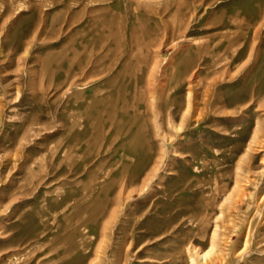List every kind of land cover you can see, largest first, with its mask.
Wrapping results in <instances>:
<instances>
[{"label": "rangeland", "instance_id": "obj_1", "mask_svg": "<svg viewBox=\"0 0 264 264\" xmlns=\"http://www.w3.org/2000/svg\"><path fill=\"white\" fill-rule=\"evenodd\" d=\"M90 1L0 0V264H192L190 259L208 247L207 240L214 229L213 223L199 227L197 222L188 220L201 215L204 202L201 194L190 198L195 212L181 216L171 225L169 216L172 211L183 210L184 199L193 191L198 192L204 183H212L209 171L215 163L222 168L217 176L219 182L222 180L231 188L232 176H228L231 168L238 158H249L250 179L245 185L250 191L258 188V192L264 193V142L254 144L252 139L259 125L264 129V31L260 39L254 36L264 0H174L185 2L188 6L185 14H190V22L186 18L178 31H171L166 13L157 15L148 5L160 8L164 2L173 0H138L141 5L137 11L132 0ZM117 23L124 35L115 44ZM133 25L136 28L132 33ZM148 26L160 31L156 41L160 44L158 55L164 69L170 61L180 66L185 58L194 57L203 39L210 42L223 36L220 41L223 44L227 34L232 33L230 38L235 44L221 50L220 57L206 62V66H216L219 73L226 72L209 92L211 104L218 101L219 113L209 112L193 128L176 133L172 119L168 124L165 122L164 109L174 110L171 102L181 100L184 88L172 89L167 97L162 92L164 99L157 100L153 119L157 136L152 137L151 152L143 162L129 166L126 171L115 170L113 184L129 175L140 179L148 172L154 154L157 164L141 188L125 195L113 224L104 233L107 239L104 234L100 236L96 225L88 222L89 241L79 239L71 229L59 234L62 227L54 230L55 237L49 241L38 232L39 218L47 214L40 196L44 191L47 196H54L59 188L66 194L68 186L62 180L73 177L80 161L77 156L61 154L75 130L73 117L77 107L72 98L75 87L80 82L93 84L92 60L97 52L111 46L114 50L119 45L121 50L117 54L124 56L132 40L139 34L141 37ZM252 41L258 42L255 45ZM199 63L198 72L203 73L204 65L202 61ZM109 76L105 74L100 80ZM40 83L47 93L38 89ZM87 93L92 94L90 89ZM38 157L51 159L52 163L46 176L38 179L32 189L30 169L38 166L32 164ZM203 166L209 168L205 177ZM185 176L192 188L174 192L179 186L176 183ZM238 180L243 184L242 175ZM175 196L181 200L176 205L171 200ZM245 209L243 205L233 210L235 225L249 215ZM58 217L63 225V217ZM257 219L258 232L247 250H242L241 228L224 223L217 241L230 264H264V207L261 219L260 216ZM100 246L104 249L100 250Z\"/></svg>", "mask_w": 264, "mask_h": 264}, {"label": "bare ground", "instance_id": "obj_2", "mask_svg": "<svg viewBox=\"0 0 264 264\" xmlns=\"http://www.w3.org/2000/svg\"><path fill=\"white\" fill-rule=\"evenodd\" d=\"M132 1L135 5V11H137L136 9L139 8L141 4L138 0ZM91 2L92 0L90 3ZM87 4L89 3H86V5ZM148 5L157 15L166 13L165 19L169 20L171 31H178L182 24H184L183 21H186V18L188 21L190 17V14H185V10L188 8L185 2L174 0L170 3L164 2L160 8L158 7L159 5L157 6L152 3ZM170 5L174 6L169 10ZM155 7L158 8L156 9ZM259 20L258 27L254 29V36L256 39H260L259 37L264 31V27L261 25V21L264 20V10ZM152 21L154 20L152 19ZM231 22L233 21L231 20ZM116 25L117 29L114 31V34L117 39H115V44L119 43L118 40H123L124 35V30L118 27V23ZM154 26L157 27V24ZM138 27H140V25ZM135 28L136 26L133 25L131 27V32ZM34 31L35 29L33 32ZM158 31V28L155 30V28L146 27L141 37L139 34L132 40L124 56L120 53V55L117 54L118 51L121 50V46L119 45L114 50H111V46L105 47L106 49L99 53L97 52V55L92 60L93 66L91 74L94 76L93 84L85 85L86 83L80 82V85L75 87L76 91L72 94V98L75 99V106L77 107L73 117L75 130L70 134V138L61 154L64 156H77L80 161L77 169L74 171L73 177L69 180L65 178L62 180V184L68 186V192L66 194L60 192L59 188V193L56 190L55 192H57V194L54 196H47V191H44L40 196L41 206L44 207L47 214L40 216L39 222L41 226L38 232L48 238L49 241H52L55 237L54 230L59 227H62L59 234L71 229L73 234H78L77 237H79V239L89 241L91 233L88 232V222L97 226L98 233L101 236L108 231L109 225L113 224L119 209L123 205L124 197H126L125 195L128 196L136 187L141 188L144 185L157 164V154L153 155L148 172H144V174L139 177L140 179L135 180L134 175H129L125 180H119V182L114 185L113 181L115 176L113 172L115 170L126 171L129 166H135L143 162L146 155L151 152L152 137L157 136L154 128L155 121L153 120L157 114V100L160 99L159 102H161L174 88H179L180 86L184 88L181 100L171 102L172 104L174 103V110L168 111L166 108L164 109L165 122L168 124V120L172 119L175 129L174 132L176 133L181 132L183 129L193 128L205 119L209 112L214 114L219 113L217 107L218 101L212 104L209 101L211 96L210 89L213 88L217 81L223 79V75H225L226 72L222 71L219 73L215 69L216 66H214L215 68L206 66V62L216 59L215 57L217 56L220 57L219 54L221 50H224V48L229 45L235 44L236 41L230 38L232 33L229 32L230 34H227V40L223 44L220 42L223 36H218L219 39L215 38L216 40L210 42L203 39L200 43V40L199 47L195 50L197 54L194 57L185 58L184 62L180 63V66L170 61L164 69L162 68V61L158 55V47L160 46V44L157 43L158 41H156ZM252 42L255 43V41ZM192 43L194 44L195 42ZM251 45L254 46L253 43H251ZM205 56H208L209 59L204 60ZM106 61L107 66H105ZM200 61H202L201 64L204 65L203 73L198 72ZM211 70V75H208ZM105 74L110 75L109 78L103 81L100 80ZM230 74H232V72ZM86 81L88 80L86 79ZM57 86L58 84H56L55 87ZM38 89L47 93L44 91V87L41 83ZM89 89L91 90V95L87 93ZM162 92L165 93L164 97H162ZM44 96L45 94L43 97ZM55 97H58L57 94ZM68 119L71 118L68 116ZM69 129L70 127L67 128L66 131L68 135L70 133ZM252 139L254 144H262L264 142V129L260 127V125L254 131ZM51 163V159L47 161L41 157L36 158L32 162V164H38L36 168L31 167L30 169L29 178L32 180L30 184L32 189L41 178L46 176L47 172L50 170ZM212 167L213 168H210L209 171L212 175V183H204L203 187L200 188L198 192L193 191V193L188 195L182 203V207H184V211L182 210L183 212L172 211L171 213L173 214L169 216L168 224L171 225L174 221L179 220L181 216L195 212L194 209H191L192 203L190 198L197 193L201 194V198L204 200L201 206V215L191 216L188 220L191 223L197 222L199 227L205 226L206 222L213 223L214 229L207 240L208 247L201 249L200 253H196L195 258L190 259L192 264H230L226 258L224 249L221 248V245L217 241V235L220 234L221 229H223L224 223H229V225L235 223L233 219V210L242 208L243 205H245V212L249 213L247 217H243L239 225L234 224L235 227L241 228L240 231L242 230V250H247L249 246H252L251 244L258 232V228L255 225L256 219L259 216L260 219L262 217L264 193H262V191L258 192V188H254L255 191H250L247 185H245V182L249 183L248 180L250 179V159L247 157L238 158L236 164L231 168L228 174V176H232L231 188H227V185L223 183L222 180L220 181L222 184H219L220 182L217 176L222 173L221 164L215 163ZM201 168L204 170L202 172V177L207 176V172L205 171L209 168L204 166ZM240 169L243 170V173L237 172V170ZM122 173L123 172H121V174ZM240 175L243 176V184L238 180V176ZM179 180L180 181L176 183L179 186L174 192L183 189L189 191L192 188L188 176ZM206 194L207 196H205ZM171 200L174 205H176V201H181L177 196ZM58 215L63 217L65 221L63 225H61ZM201 234L203 235L204 231ZM104 235H102L103 238L107 239L108 236L105 235L106 237H104ZM71 236L72 233L69 234L68 238H71ZM103 246H100V250ZM97 252L100 253V251ZM90 258L92 259V257ZM92 262L94 263V261Z\"/></svg>", "mask_w": 264, "mask_h": 264}]
</instances>
